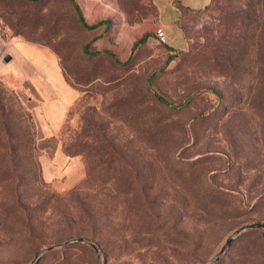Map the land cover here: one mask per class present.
<instances>
[{"label":"rangeland","instance_id":"obj_1","mask_svg":"<svg viewBox=\"0 0 264 264\" xmlns=\"http://www.w3.org/2000/svg\"><path fill=\"white\" fill-rule=\"evenodd\" d=\"M76 1L109 26L72 0H0V61L15 34L63 73L40 124L46 94L0 71V263L100 264L64 242L83 236L104 264H207L235 235L214 264H264V229L240 230L264 221V0L175 1L167 41L155 0ZM97 35L130 61L85 52Z\"/></svg>","mask_w":264,"mask_h":264},{"label":"crops","instance_id":"obj_2","mask_svg":"<svg viewBox=\"0 0 264 264\" xmlns=\"http://www.w3.org/2000/svg\"><path fill=\"white\" fill-rule=\"evenodd\" d=\"M159 6L160 11V23L164 26L165 23L162 21V10L169 9L173 10L172 20L175 19L179 11V7L174 3L175 1L182 2L186 5L193 7H203L210 2V0H155ZM192 1V3L190 2ZM5 52L11 53L12 58L10 61L2 62L0 61V71H12L15 75L19 76L24 80L35 93H45V103L44 107H54L55 110L51 113L42 114V109L44 108L39 104L37 98H33L34 102H37L39 112L37 114L38 123H49V118H54L59 113L62 108L63 98H58L56 92L61 91L59 89L60 81H62V68L60 62L56 58L53 52H51L45 45L26 39L20 35H11L8 38V42L5 45ZM58 80V82H57ZM58 83V84H56ZM45 86V87H44ZM53 86V88H51ZM59 86V87H58ZM43 88V89H42ZM54 94V99H47L48 95L46 92ZM62 96V95H61ZM55 102V103H54ZM36 106V107H37ZM41 113V115H40ZM53 113V114H52ZM40 115V116H39ZM47 132L44 130L43 135H46Z\"/></svg>","mask_w":264,"mask_h":264},{"label":"trees","instance_id":"obj_3","mask_svg":"<svg viewBox=\"0 0 264 264\" xmlns=\"http://www.w3.org/2000/svg\"><path fill=\"white\" fill-rule=\"evenodd\" d=\"M77 11H78V15H79V19L80 21L82 22L83 25H85L86 27L88 28H95V27H98L99 25L103 24V23H106V26L108 27L109 26V23H110V19L108 18H102V19H99L97 20L96 22H93V23H90L88 22V20L86 19L79 3L76 1V0H72ZM151 33L149 32H145L140 38H138L137 40H135L134 44H133V49H135L137 47V45H139L141 42L145 41L149 36H150ZM99 36H94L91 40H89L85 45H84V48L83 50L89 54H92V55H97V54H107L109 56H112L115 61L119 62V63H122V64H126L130 61V59L132 58V54L126 58L125 60H121L120 58H118L116 56V54L109 50V49H98V48H91V44L94 40H96ZM32 41V40H31ZM35 42V41H34ZM151 79L149 81V84L151 86ZM155 96L162 102H164L165 104L167 105H170V106H173V107H181V106H184L185 104H187L188 101H190L192 99V96H189L187 99L185 100H182L180 102H175L174 100L166 97L165 95L159 93L158 91H155ZM207 112V111H206ZM205 111L201 112L200 114H198V116H202L203 114L206 113ZM260 227V226H259Z\"/></svg>","mask_w":264,"mask_h":264},{"label":"water","instance_id":"obj_4","mask_svg":"<svg viewBox=\"0 0 264 264\" xmlns=\"http://www.w3.org/2000/svg\"><path fill=\"white\" fill-rule=\"evenodd\" d=\"M11 58H12L11 53H6L5 56H4V59L7 60V61L10 60ZM252 226H260V227H262V228L264 229V221H256V222L247 223V224H245L244 226H242L240 230H242V229H244V228L252 227ZM240 230H238V231H240ZM238 231H237V232H238ZM237 232H236V233H237ZM234 238H235V235H231V236L228 238L227 242H226V243L223 245V247L220 249L219 253H218L217 256L214 258V260H212L211 262H208L207 264H214L215 261H217V260L221 257L222 253H223V252L228 248V246L232 243V241L234 240ZM72 240H80V241L88 242V243H89V244L95 249L96 254H97V257H98V259H99V263H100V264H104V262H103V260H102V253H101V250H100L99 246H98L94 241H92V240H90V239H88V238H86V237L80 236V237L70 238V239H68V240H65L64 242H68V241H72ZM64 242H62V243H64ZM50 247L52 248L53 246H50ZM39 254H40V252L37 254L36 257H38ZM0 264H14V263H9V262L7 263V262H6V263H0Z\"/></svg>","mask_w":264,"mask_h":264},{"label":"built area","instance_id":"obj_5","mask_svg":"<svg viewBox=\"0 0 264 264\" xmlns=\"http://www.w3.org/2000/svg\"><path fill=\"white\" fill-rule=\"evenodd\" d=\"M155 33L159 37L160 40L167 41L168 34H167V31L164 25L158 24L155 28Z\"/></svg>","mask_w":264,"mask_h":264}]
</instances>
